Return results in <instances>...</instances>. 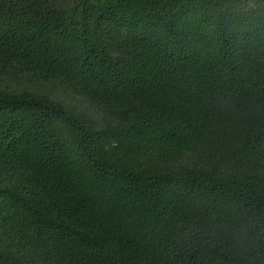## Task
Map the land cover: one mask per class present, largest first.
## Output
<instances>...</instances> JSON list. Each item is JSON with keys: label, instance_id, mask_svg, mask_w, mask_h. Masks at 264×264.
I'll return each mask as SVG.
<instances>
[{"label": "trees", "instance_id": "16d2710c", "mask_svg": "<svg viewBox=\"0 0 264 264\" xmlns=\"http://www.w3.org/2000/svg\"><path fill=\"white\" fill-rule=\"evenodd\" d=\"M246 1L0 0V71L121 118L71 143L59 104L0 93V264H264V183L175 167L264 159V45L225 10ZM219 195L239 222L196 212Z\"/></svg>", "mask_w": 264, "mask_h": 264}, {"label": "rangeland", "instance_id": "374dc122", "mask_svg": "<svg viewBox=\"0 0 264 264\" xmlns=\"http://www.w3.org/2000/svg\"><path fill=\"white\" fill-rule=\"evenodd\" d=\"M225 7L240 37H246L245 39L254 43L256 48L264 45V0H248ZM255 64L256 62H253L249 66L253 67ZM0 93L29 95L59 104L64 110L61 126L71 143L78 139L80 130L114 126L121 120L118 113L98 105L81 91L44 75L10 74L0 71ZM175 167L185 171L208 172L228 181L251 180L264 183V159L230 156L206 144L199 145L195 151L186 154L175 163ZM206 209H218L233 223L241 220V208L225 195H219L216 200L202 199L196 205L197 213Z\"/></svg>", "mask_w": 264, "mask_h": 264}]
</instances>
